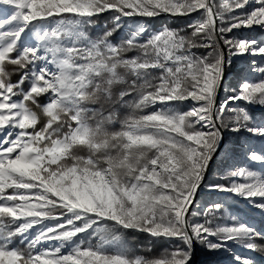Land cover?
<instances>
[{
  "label": "snow or ice",
  "instance_id": "obj_1",
  "mask_svg": "<svg viewBox=\"0 0 264 264\" xmlns=\"http://www.w3.org/2000/svg\"><path fill=\"white\" fill-rule=\"evenodd\" d=\"M255 107L264 0H0V264H257Z\"/></svg>",
  "mask_w": 264,
  "mask_h": 264
},
{
  "label": "trees",
  "instance_id": "obj_2",
  "mask_svg": "<svg viewBox=\"0 0 264 264\" xmlns=\"http://www.w3.org/2000/svg\"><path fill=\"white\" fill-rule=\"evenodd\" d=\"M162 23H171L170 21H168L166 18H161L157 21L154 22V26L159 27L160 24ZM183 23H185L184 20H180L178 21V23L176 24H172L173 27L176 26H182ZM241 68L237 67V65L234 64L233 68L228 71L231 73V77L227 80L226 87L231 89L233 86L237 85L238 79L241 76V73L239 72ZM243 104V103H241ZM250 111H252V114L255 118V120L258 122L260 120H264V108H254V109H250ZM249 136L245 135V133H241L239 135H227L226 136V140L228 142V144L232 147H235L237 149L238 152L241 151V149L243 147H241L242 143H245L246 141H248ZM219 171V165L218 164H214L213 165V174L211 176L212 179H218V173ZM212 198H215V196H213ZM239 207L241 209L244 208V205L241 204L239 205ZM251 221H253L254 225L259 228L261 227L262 224V219L260 216H253V218L251 219ZM141 241L143 244L147 245V241L146 238L144 237H140ZM163 246L158 245L157 246V251L160 250V248ZM196 256H197V260H196V264H210V258H209V252L202 248L200 245L196 246ZM253 258L257 260V264H264V258H261L259 254L253 253Z\"/></svg>",
  "mask_w": 264,
  "mask_h": 264
},
{
  "label": "rangeland",
  "instance_id": "obj_3",
  "mask_svg": "<svg viewBox=\"0 0 264 264\" xmlns=\"http://www.w3.org/2000/svg\"><path fill=\"white\" fill-rule=\"evenodd\" d=\"M234 34H236V35H242V34H249V33H248L247 30H239V31L234 32ZM251 34H253V35H260V33L258 31H253ZM256 59L259 61L260 60V57H257ZM246 63L247 62L245 60H238V61L235 62V65H237V67H239V68H242V67L243 68H246ZM243 75H249V74L245 71L243 73ZM256 75L257 74H251V78H255ZM230 77H231V73L228 72L227 73V76H226L225 83L227 82V80ZM239 79H238V81H239ZM225 86H226V84H225ZM224 94L225 93L223 91H221V96H223ZM241 103H243V102H237V104H241ZM256 108H260V107H256ZM260 121H262V120H260ZM245 135H248L249 136V134H247V133H245ZM248 146H251V147H253V148L257 149V150H260L261 148H264V141H261L258 138H254V137H250L249 136L248 141H246L245 143H242L241 144V147H243V148L248 147ZM243 148L241 149V151L243 150ZM239 158L240 157H238V159ZM228 203L231 204L232 201L229 200ZM257 216H259V215L257 214ZM251 223L254 224L253 221H251ZM232 247L235 248L236 246L233 245ZM236 250L243 252L242 249H238L237 248ZM194 254H195V250H194ZM194 254H193L192 262H193V259H194ZM245 254L251 255L253 257V253H245ZM209 258L211 260L210 261V264H227V261L229 260V257L226 254H224V253H210L209 252Z\"/></svg>",
  "mask_w": 264,
  "mask_h": 264
},
{
  "label": "water",
  "instance_id": "obj_4",
  "mask_svg": "<svg viewBox=\"0 0 264 264\" xmlns=\"http://www.w3.org/2000/svg\"><path fill=\"white\" fill-rule=\"evenodd\" d=\"M196 260H197V256H196V248H195V254H194V259H193L192 264H196Z\"/></svg>",
  "mask_w": 264,
  "mask_h": 264
}]
</instances>
